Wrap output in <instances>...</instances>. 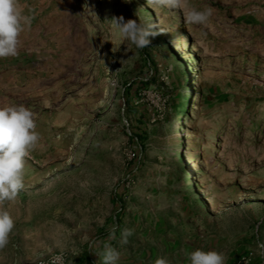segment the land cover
<instances>
[{"label": "rangeland", "instance_id": "1", "mask_svg": "<svg viewBox=\"0 0 264 264\" xmlns=\"http://www.w3.org/2000/svg\"><path fill=\"white\" fill-rule=\"evenodd\" d=\"M20 2L33 20L0 59V105L34 111L44 147L0 264H102L105 242L117 264L197 248L264 264V0H191L213 9L203 25L147 0ZM114 16L158 34L137 49Z\"/></svg>", "mask_w": 264, "mask_h": 264}, {"label": "clouds", "instance_id": "2", "mask_svg": "<svg viewBox=\"0 0 264 264\" xmlns=\"http://www.w3.org/2000/svg\"><path fill=\"white\" fill-rule=\"evenodd\" d=\"M157 8L181 9L185 12L188 23L203 25L213 14L211 7L198 9L191 5V0H147ZM33 17L25 14L20 0H0V59L16 57L21 46V36L31 27ZM113 35L129 41L137 49L151 44L158 33L155 25H142L136 19L123 16L110 19ZM115 51V49H113ZM36 113L23 104L0 105V250L7 247L15 228V218L6 205L14 203L25 187L27 161L31 154L43 150L42 136L37 131ZM133 230L124 229L119 243L126 245ZM116 239V227L109 231L108 240ZM96 255L102 264H117L120 252L110 243L105 242ZM188 264H226L227 256L217 250L195 249L185 252ZM51 264H64L62 254L54 255ZM154 264H171L166 257H158Z\"/></svg>", "mask_w": 264, "mask_h": 264}, {"label": "built area", "instance_id": "3", "mask_svg": "<svg viewBox=\"0 0 264 264\" xmlns=\"http://www.w3.org/2000/svg\"><path fill=\"white\" fill-rule=\"evenodd\" d=\"M54 255H47L45 257L40 258L36 264H51V259ZM64 257V256H63ZM64 264H69L66 257H64Z\"/></svg>", "mask_w": 264, "mask_h": 264}, {"label": "bare ground", "instance_id": "4", "mask_svg": "<svg viewBox=\"0 0 264 264\" xmlns=\"http://www.w3.org/2000/svg\"><path fill=\"white\" fill-rule=\"evenodd\" d=\"M191 190L194 191V190H195V187H192ZM203 200H204V199L202 198L201 201H203Z\"/></svg>", "mask_w": 264, "mask_h": 264}]
</instances>
